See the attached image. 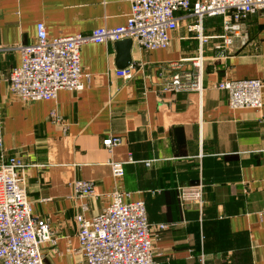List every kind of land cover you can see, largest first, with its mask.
Listing matches in <instances>:
<instances>
[{"label":"crops","instance_id":"obj_1","mask_svg":"<svg viewBox=\"0 0 264 264\" xmlns=\"http://www.w3.org/2000/svg\"><path fill=\"white\" fill-rule=\"evenodd\" d=\"M130 12L129 0H0V163L25 164L32 214L56 234L55 245L42 246L44 264H86L76 216L97 215L116 191L146 203L159 264H264V104L232 108L228 92L215 87L228 79L264 83V15L248 16L225 50L215 40L201 46L188 29L191 17L171 32L168 48L146 50L133 40L132 79L117 74L116 42L88 43L82 90L32 102L12 94L9 73L21 64L19 47L36 41L39 23L50 38L86 34L124 25ZM203 24L204 34L224 31L222 17ZM200 48L202 92L168 91L171 74L190 68L186 60ZM109 137L122 142L109 149ZM112 162H122L123 176L113 175ZM200 180L203 208L183 204L180 188ZM78 181L91 183L94 194L77 195ZM160 223L167 227L158 232Z\"/></svg>","mask_w":264,"mask_h":264},{"label":"built area","instance_id":"obj_2","mask_svg":"<svg viewBox=\"0 0 264 264\" xmlns=\"http://www.w3.org/2000/svg\"><path fill=\"white\" fill-rule=\"evenodd\" d=\"M131 12L126 24L100 27L86 34L50 38L43 23L37 25L36 41L19 47L21 64L12 68L8 76L10 90L24 102L51 100L60 90L79 91L84 88L81 47L88 43H110L132 39L146 50L168 48L171 32L179 28L185 17L196 19L189 24L197 32L200 45L215 40L219 50L230 48L242 30V22L252 14L264 15V0H129ZM179 12H184L178 15ZM222 17V34H204L206 18ZM4 48H0V52ZM203 51L186 61L191 67L174 71L166 83L171 92H202ZM185 61V62H186ZM180 64V63H179ZM181 65V64H180ZM178 64L173 66L179 68ZM136 66L117 70L125 79H132ZM225 90L232 108L261 109L264 104V83L256 78L228 79L215 83ZM60 122V117L54 115ZM120 137H109L103 144L111 149L121 144ZM2 140L0 139V148ZM113 175L123 176L122 162L111 163ZM25 164L16 158L0 163V264H44L43 244L57 243L49 223L32 214L31 203L23 171ZM75 192L80 196L94 194L93 185L78 181ZM183 204L194 203L203 208L204 182L181 187ZM262 216V214H260ZM80 248L86 264H159L155 256L154 240L147 216L146 203L125 201L124 193L114 192L113 201L97 215L76 216ZM167 224L160 223L161 232ZM159 234V233H157Z\"/></svg>","mask_w":264,"mask_h":264},{"label":"water","instance_id":"obj_3","mask_svg":"<svg viewBox=\"0 0 264 264\" xmlns=\"http://www.w3.org/2000/svg\"><path fill=\"white\" fill-rule=\"evenodd\" d=\"M132 39H125L116 42L117 51L119 54V66L123 69L126 67H129L131 64V58H130V47L132 44Z\"/></svg>","mask_w":264,"mask_h":264}]
</instances>
